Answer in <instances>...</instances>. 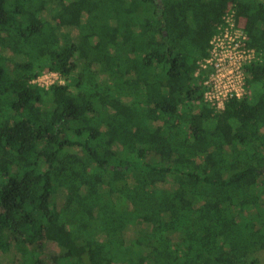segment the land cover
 <instances>
[{"label":"trees","instance_id":"obj_1","mask_svg":"<svg viewBox=\"0 0 264 264\" xmlns=\"http://www.w3.org/2000/svg\"><path fill=\"white\" fill-rule=\"evenodd\" d=\"M230 5L257 58L219 110L195 73ZM262 251L264 0H0V264Z\"/></svg>","mask_w":264,"mask_h":264},{"label":"built area","instance_id":"obj_2","mask_svg":"<svg viewBox=\"0 0 264 264\" xmlns=\"http://www.w3.org/2000/svg\"><path fill=\"white\" fill-rule=\"evenodd\" d=\"M208 55L198 61L195 75L206 72L202 81L203 99L221 110L232 97H241L246 92V66L257 58L256 49L247 44V33L236 20L234 5H230L222 17L216 32L207 45ZM59 72L46 70L33 82L48 88L57 81Z\"/></svg>","mask_w":264,"mask_h":264},{"label":"rangeland","instance_id":"obj_3","mask_svg":"<svg viewBox=\"0 0 264 264\" xmlns=\"http://www.w3.org/2000/svg\"><path fill=\"white\" fill-rule=\"evenodd\" d=\"M57 81H60V83H65V79L62 75H59ZM46 247L49 248L48 245ZM256 255H257V258L259 259V264H264V251L258 252Z\"/></svg>","mask_w":264,"mask_h":264}]
</instances>
